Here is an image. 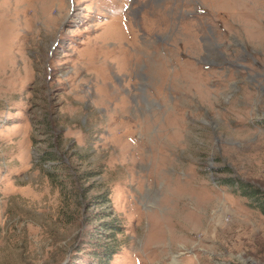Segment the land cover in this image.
Masks as SVG:
<instances>
[{
    "label": "rangeland",
    "instance_id": "obj_1",
    "mask_svg": "<svg viewBox=\"0 0 264 264\" xmlns=\"http://www.w3.org/2000/svg\"><path fill=\"white\" fill-rule=\"evenodd\" d=\"M240 183L264 0H0V264H90L104 224L111 264H264Z\"/></svg>",
    "mask_w": 264,
    "mask_h": 264
},
{
    "label": "trees",
    "instance_id": "obj_2",
    "mask_svg": "<svg viewBox=\"0 0 264 264\" xmlns=\"http://www.w3.org/2000/svg\"><path fill=\"white\" fill-rule=\"evenodd\" d=\"M60 157L61 156L60 155L58 156L56 152H50L47 154V158L50 161L59 160ZM222 183L225 185L226 184L233 185L234 183H236V181L225 180ZM238 189L241 191V195L249 200H252L253 201L252 205H256V208H258V210L264 215V194L258 191L257 189H254V187H251L244 183H240V187H238ZM104 226H108L106 227V229L112 231L111 233L113 234L109 235V240H110L109 242L107 243L98 242L95 250L89 254L90 257L88 259L91 260L89 262L90 264H111L114 257L117 254H119L118 245L115 242H116V234L120 233V227L117 226L116 224L114 225L104 224Z\"/></svg>",
    "mask_w": 264,
    "mask_h": 264
}]
</instances>
